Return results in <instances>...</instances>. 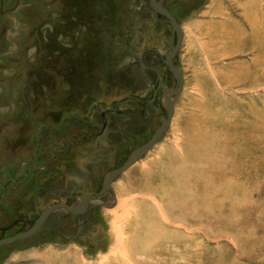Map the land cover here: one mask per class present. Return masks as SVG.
I'll return each mask as SVG.
<instances>
[{"label": "rangeland", "instance_id": "rangeland-1", "mask_svg": "<svg viewBox=\"0 0 264 264\" xmlns=\"http://www.w3.org/2000/svg\"><path fill=\"white\" fill-rule=\"evenodd\" d=\"M235 1L166 3L185 29L171 125L0 264H264V19L243 43L209 25ZM172 36L150 0H0V240L100 192L153 137L179 86L157 56Z\"/></svg>", "mask_w": 264, "mask_h": 264}, {"label": "water", "instance_id": "water-1", "mask_svg": "<svg viewBox=\"0 0 264 264\" xmlns=\"http://www.w3.org/2000/svg\"><path fill=\"white\" fill-rule=\"evenodd\" d=\"M151 2L156 13L159 14L160 16H163L170 22L173 28V36L176 37L175 44L172 48L171 53L166 58L165 64L171 70L174 76L178 79L179 86L177 88H171V89L169 88L164 91L163 99L166 102L167 106L169 107L168 117L166 121L157 129L153 137L145 145H143L142 147L138 148L135 151L133 156L123 166L109 173L99 193L81 195L79 197V201L77 205L75 206L68 205L66 203H59L50 206L42 213L40 218L35 222V224L29 230L17 234L15 236L0 240V247L10 245L19 240L32 237L42 228V226L45 224V222L48 220L51 214H53L57 210H66L69 213H77L85 206V204L91 201H98L102 195L112 190L114 179L120 174L126 172L132 165H134L147 150H149L153 145H155L158 139L171 125L175 114V105L173 100L170 98V95L181 94L185 86V79L182 72L178 68H176L175 65L173 64V59L178 55L181 49V45L183 41V30H182L181 22L170 11H168L166 8L163 7L162 2H157V0H151Z\"/></svg>", "mask_w": 264, "mask_h": 264}, {"label": "crops", "instance_id": "crops-1", "mask_svg": "<svg viewBox=\"0 0 264 264\" xmlns=\"http://www.w3.org/2000/svg\"><path fill=\"white\" fill-rule=\"evenodd\" d=\"M214 2L215 0H211L212 7H213ZM262 2H264V0H236L235 5L239 9L240 11L239 15H241V17H238V15H236V17L232 16L230 12H227L226 10H224L225 4L221 2L220 3L221 7L219 10H217L216 8H213L215 12L214 13L215 17L213 20H211L209 25L211 26L213 22L218 21L217 17L219 18L222 17L223 20H220L219 22L221 24V29L223 30V32L235 30L236 33L241 35L240 43H243L244 34H245V31L247 30L245 28L252 29L250 30L249 35H248V37L250 36L249 39H252V32H253V28L255 27V24L260 19H264V12H261ZM229 4L231 5V0ZM253 5L254 7H252ZM181 26L183 30V38H185V29H184L183 22H181ZM211 30L212 28L210 27L209 32L206 31L208 36H210ZM236 52H238V49L236 50Z\"/></svg>", "mask_w": 264, "mask_h": 264}, {"label": "flooded vegetation", "instance_id": "flooded-vegetation-1", "mask_svg": "<svg viewBox=\"0 0 264 264\" xmlns=\"http://www.w3.org/2000/svg\"><path fill=\"white\" fill-rule=\"evenodd\" d=\"M169 1H171V0H157V2H162V5H163V7L164 8H166L168 11H170L179 21H180V19L178 18V16H176V14L175 13H173L170 9H168L167 8V6H166V3L167 2H169ZM150 4H151V7H152V9L154 10V8H153V6H152V2H151V0H150ZM154 12L156 13V11L154 10ZM157 14V13H156ZM157 16L159 17V18H162V19H165L167 22H169L166 18H164L163 16H160L159 14H157ZM170 23V22H169ZM171 25V24H170ZM173 38H172V42H173V46H174V44H175V38L176 37H174V36H172ZM173 46H172V48H173ZM182 46V45H181ZM181 50V49H180ZM172 51V50H171ZM171 51L169 52V54L171 53ZM180 52V51H179ZM157 56H159V58H160V60L165 64V60H166V58L168 57V55H166V58H164L163 57V55H161V52L160 51H157ZM179 54V53H178ZM176 58V57H175ZM175 58L173 59V64L175 65V67L176 68H178L177 66H176V64H175ZM141 61H142V64H143V66L145 67V69L146 70H148V71H150V72H152V73H154L155 72V70L153 69V67H148L147 66V64L143 61V57L141 58ZM165 66H166V64H165ZM167 67V66H166ZM167 69L171 72V70L167 67ZM179 69V68H178ZM180 70V69H179ZM181 71V70H180ZM172 73V72H171ZM173 74V73H172ZM174 75V74H173ZM156 78H157V75H156ZM166 89H169V88H165L164 90H163V93H162V97H163V94H164V91L166 90ZM171 89V88H170ZM101 191V190H100ZM99 193V192H98ZM93 194H97V193H93ZM100 199V198H99ZM59 204V203H58ZM83 209V208H82ZM82 209L80 210V211H82Z\"/></svg>", "mask_w": 264, "mask_h": 264}]
</instances>
